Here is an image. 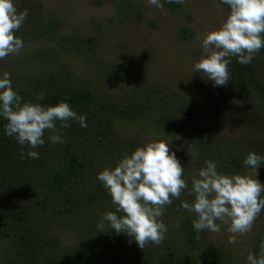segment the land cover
<instances>
[{
    "label": "trees",
    "instance_id": "16d2710c",
    "mask_svg": "<svg viewBox=\"0 0 264 264\" xmlns=\"http://www.w3.org/2000/svg\"><path fill=\"white\" fill-rule=\"evenodd\" d=\"M92 1L99 7L108 0ZM131 2L112 3L117 23H126L136 14V6ZM160 3L169 13L182 11L181 4L167 0H160ZM16 6L19 11L28 10L16 35L26 44L42 47L25 54L30 66L20 77L11 79L14 90L22 101L42 106L69 104L78 115L85 116L87 127L70 120L68 128L60 129L62 144H53L49 140L51 133L46 131L42 137L44 144L32 149L7 136L4 130L7 121L0 117V238L6 248L4 254L0 253V264H133L135 258L151 257L150 252L157 247L151 243L143 249L136 248L134 243L128 248L130 253L113 256L98 257L95 249L99 245L114 244L110 242L126 236L115 233L106 221L103 231L97 227L106 212H116L102 182L97 179L93 184L96 199L83 200L92 172L99 174L106 168H114L122 154L135 150L116 138L118 126L147 122L155 134L167 133L181 138L187 143L195 165L203 166L206 160L213 161L219 174L234 175L245 171L248 166L243 161L249 152L264 157L263 147L225 146L207 135L185 116L196 110L195 105L173 90L162 89L159 84L133 82L125 96L114 98L99 94L88 82L77 81L79 77L71 75L64 58L70 55L95 66V37L79 32L62 33L59 21L45 16L37 5L26 7L18 3ZM225 7L230 12L229 6ZM179 35L186 41L191 39L192 32L182 28ZM229 59V82L223 86L220 102L230 108L238 120L264 122V71L261 69L264 68V48L248 65L240 64L237 57ZM148 61V54H142L143 65L147 66ZM97 68L114 80L123 81L127 76L120 62ZM40 93L44 98L36 100ZM57 127H60L59 121ZM29 151H36L39 158H29ZM180 163L188 189L179 198H173L165 214H171V206H176L182 198L194 200V195H189L188 166ZM263 166L264 162L259 168ZM91 202L97 207L96 211H92ZM117 215L123 213L117 212ZM179 220L181 246L175 253L157 249L159 253L154 255L157 262L175 255L187 264H228L219 248L201 243L198 232L192 227L193 216L183 215ZM51 229L79 235V238L70 246H62ZM262 242L264 228L252 245V254L257 257Z\"/></svg>",
    "mask_w": 264,
    "mask_h": 264
},
{
    "label": "rangeland",
    "instance_id": "374dc122",
    "mask_svg": "<svg viewBox=\"0 0 264 264\" xmlns=\"http://www.w3.org/2000/svg\"><path fill=\"white\" fill-rule=\"evenodd\" d=\"M114 1L122 2L123 5L126 4L125 1L128 3L132 1L131 3L136 6V14L126 23H117L116 12L112 8ZM13 2L15 5L20 3L26 7L37 5L45 16L59 21L62 33L79 32L95 37L97 42V50L94 52L95 66L83 63L79 58L70 55L65 56L64 61L71 75L79 77L77 81L88 82L99 94L118 98L125 96L128 86L133 82L156 83L161 85L162 89L173 90L190 100L196 110H191V113L185 115L186 118L193 121L210 137L221 141L225 146L264 148V122L236 119L234 112L220 102L223 86H215L214 82L207 80L203 73L194 70L195 63L201 58L203 37L208 32L219 29L230 14L220 0H185L181 4L182 11L179 14H172L164 8L149 5L147 0H108L99 7L94 6L92 0H13ZM17 10L19 11V7ZM182 28L192 32L191 39L186 41L181 39L179 32ZM41 47L42 45L35 47L24 43L19 54L0 60V78L4 73H9L11 79L20 77L19 75L30 66V61L27 64L25 60L27 51ZM144 53L149 56L147 66L141 62ZM113 62H120L125 66L126 81L105 76L97 68ZM261 69L264 71V68ZM147 124L145 122V124L118 126L116 138L134 149L148 142L168 141L170 149L175 152L178 160L188 166L190 178L198 176V171L206 167L193 163L190 149L184 140L167 133L155 134ZM256 171L258 173L256 179L264 184V166L258 167ZM238 174L250 175L253 178L255 176L249 166ZM97 176L96 171L92 172L85 189L83 200L86 202L96 199L97 192L93 184L97 181ZM193 201H185L182 198L176 206H171L172 215L165 214L167 210H164L159 218L167 227L164 241L150 252L151 257L135 258L133 264H187L175 255L166 256L157 262L154 255L159 253L157 249L177 252L178 247L181 246L179 218L187 214L197 218L194 212L185 210L181 204L182 202L191 204ZM90 207L93 208L92 211L97 210L93 202ZM216 223L220 225L218 233L207 230L198 232L201 243L219 248L228 264H248L247 256L252 253L253 242L264 228V210L254 221L250 232L242 236L236 235L235 243H229L230 237L233 236L228 230L229 225L219 220ZM51 232L59 237L62 246H70L79 238V235L68 234L58 229H51ZM116 240L110 242H115L114 244L96 247L98 257L130 253L128 248L135 243L128 236H124L118 240L119 242ZM5 250L4 241L0 238V253L4 254ZM2 260L4 261V257Z\"/></svg>",
    "mask_w": 264,
    "mask_h": 264
},
{
    "label": "clouds",
    "instance_id": "9594fccd",
    "mask_svg": "<svg viewBox=\"0 0 264 264\" xmlns=\"http://www.w3.org/2000/svg\"><path fill=\"white\" fill-rule=\"evenodd\" d=\"M183 4L185 0H167ZM229 6L230 14L220 28L208 32L201 41L202 54L194 70L203 73L215 86L229 82L230 57H237L242 65L250 64L256 53L264 48V0H220ZM149 5L163 8L160 0H147ZM28 16V10L18 11L13 0H0V60L17 55L24 42L16 35ZM44 94L36 96L42 100ZM0 117L7 121L5 134L14 137L21 146L36 149L44 144L45 132L51 133L53 144H62L63 133L70 120L87 127L85 116L78 115L69 104L60 102L55 106L22 101L14 90L11 75L0 78ZM60 127H57V122ZM178 139V137H177ZM166 140L148 142L137 147L131 154H122L114 168L101 171L97 179L108 190L116 212H106L97 225L103 231L106 221L115 233L124 234L135 241L140 249L149 243L161 245L167 227L159 219L166 208L188 189L184 167ZM29 158H39L36 151L27 153ZM264 157L249 152L243 163L254 172L250 175H224L216 171V163L205 161L206 167L191 178L189 195L193 203L182 202L181 207L197 216L192 227L197 232L220 231L221 221L229 225L233 233L229 243H235L236 235L251 231L254 221L264 210V184L256 179V169ZM117 212L123 213L122 216ZM248 264H264V242L259 257L247 256Z\"/></svg>",
    "mask_w": 264,
    "mask_h": 264
}]
</instances>
